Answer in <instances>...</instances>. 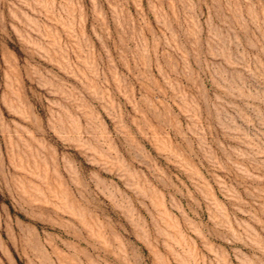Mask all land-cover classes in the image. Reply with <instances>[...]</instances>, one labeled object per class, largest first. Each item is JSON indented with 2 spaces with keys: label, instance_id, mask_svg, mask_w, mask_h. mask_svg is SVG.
<instances>
[{
  "label": "rangeland",
  "instance_id": "obj_1",
  "mask_svg": "<svg viewBox=\"0 0 264 264\" xmlns=\"http://www.w3.org/2000/svg\"><path fill=\"white\" fill-rule=\"evenodd\" d=\"M0 264H264V0H0Z\"/></svg>",
  "mask_w": 264,
  "mask_h": 264
}]
</instances>
